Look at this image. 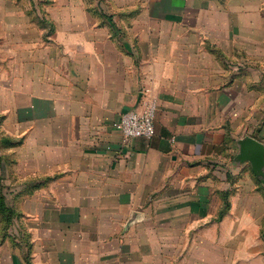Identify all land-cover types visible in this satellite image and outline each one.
<instances>
[{"label":"crops","instance_id":"crops-1","mask_svg":"<svg viewBox=\"0 0 264 264\" xmlns=\"http://www.w3.org/2000/svg\"><path fill=\"white\" fill-rule=\"evenodd\" d=\"M262 1L0 5V134L31 240L0 234V264H264L263 240L214 222L255 174L239 140L264 143ZM152 102L153 137L126 139L122 114Z\"/></svg>","mask_w":264,"mask_h":264},{"label":"rangeland","instance_id":"rangeland-1","mask_svg":"<svg viewBox=\"0 0 264 264\" xmlns=\"http://www.w3.org/2000/svg\"><path fill=\"white\" fill-rule=\"evenodd\" d=\"M50 3H51V0H0V5H4V4L10 5L11 4V5L22 6L23 7L22 8V18H28L31 20H38V19L42 20L45 14L39 13L38 9H40L42 5H49ZM262 3H263V10H264V0L262 1ZM2 138L3 136L0 134V188L2 187L3 192H6V194L8 195V197H6V200H5L7 205L13 208L10 204V200L12 198L9 199L10 196L12 197L10 193H13V192H9L10 189H8V187L10 186L9 184L10 178L8 177L9 172L7 170L6 165L11 164L14 158H13V155L11 156L10 154H8L9 152H6L7 153L6 155L4 154L5 147L7 144H9V142L2 140ZM244 177L246 179H249V182L244 181L239 184L237 183V186L235 188V193H236L235 194V200H236L235 208L237 210L235 211L237 213V217L236 218L228 217V220L226 218L229 215V213H231L233 203L231 200L232 198L231 191H230V194L225 192L221 194V197H220L222 202H221L219 213H218L219 218L214 222H217L221 225V227H225L228 229L232 228V226L235 224L236 228L249 231L250 234L252 235V240L248 241L247 243L254 245L256 244L255 239L257 240L261 239L264 242V179L259 178L256 175V173L250 175V178H248L247 175H244ZM37 180L41 182L43 181V178L40 177V178H37ZM6 189H8L7 190L8 192L6 191ZM254 194H257L262 197L263 207L261 206V204H255V203L250 205L251 207L250 211L251 213L254 214L253 218H251L249 214L244 215V216L239 215L240 212L244 211L245 201L247 202L248 199L251 198L253 202H256L255 198L253 197ZM249 195H252V197H250ZM247 210L248 209L246 208V212ZM4 221L5 220H3L2 216L0 215V234L3 236V238L9 237L14 244H27L28 245L31 243L30 236L28 234H25V233L20 234L18 230L19 229L18 221H15L14 219V221L12 220L9 224L4 223ZM6 225H8V228H6ZM10 229L12 230L11 231L12 234L7 233V236H5L6 231L8 232ZM261 254L264 255L263 252Z\"/></svg>","mask_w":264,"mask_h":264},{"label":"built area","instance_id":"built-area-1","mask_svg":"<svg viewBox=\"0 0 264 264\" xmlns=\"http://www.w3.org/2000/svg\"><path fill=\"white\" fill-rule=\"evenodd\" d=\"M156 105L147 104L144 111L128 110L124 112L118 123V128L126 139L145 137L150 139L155 133Z\"/></svg>","mask_w":264,"mask_h":264},{"label":"water","instance_id":"water-1","mask_svg":"<svg viewBox=\"0 0 264 264\" xmlns=\"http://www.w3.org/2000/svg\"><path fill=\"white\" fill-rule=\"evenodd\" d=\"M237 159L241 162L250 161L259 178L264 179V143L252 136L239 140Z\"/></svg>","mask_w":264,"mask_h":264},{"label":"trees","instance_id":"trees-1","mask_svg":"<svg viewBox=\"0 0 264 264\" xmlns=\"http://www.w3.org/2000/svg\"><path fill=\"white\" fill-rule=\"evenodd\" d=\"M5 200H6V195L3 192V188L1 187L0 188V213L2 214L0 215L2 216V219L5 220L4 223L9 224L12 220L14 221V217L16 214H15V210L9 207ZM6 228H8V225H6Z\"/></svg>","mask_w":264,"mask_h":264}]
</instances>
